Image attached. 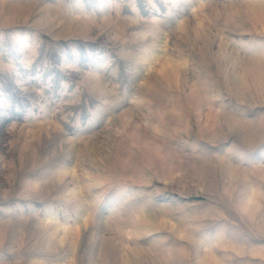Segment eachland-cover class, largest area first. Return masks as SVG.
<instances>
[{
    "label": "rangeland",
    "instance_id": "1",
    "mask_svg": "<svg viewBox=\"0 0 264 264\" xmlns=\"http://www.w3.org/2000/svg\"><path fill=\"white\" fill-rule=\"evenodd\" d=\"M0 264H264V0H0Z\"/></svg>",
    "mask_w": 264,
    "mask_h": 264
}]
</instances>
